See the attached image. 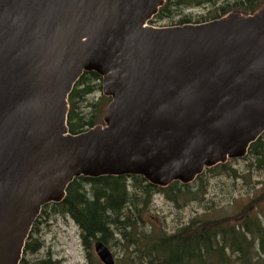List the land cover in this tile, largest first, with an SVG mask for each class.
<instances>
[{
	"label": "water",
	"instance_id": "95a60500",
	"mask_svg": "<svg viewBox=\"0 0 264 264\" xmlns=\"http://www.w3.org/2000/svg\"><path fill=\"white\" fill-rule=\"evenodd\" d=\"M166 0H0V264H19L41 208L76 178L189 184L264 132V3L201 23L148 24ZM102 123L67 127L83 73ZM101 264L115 255L93 243Z\"/></svg>",
	"mask_w": 264,
	"mask_h": 264
},
{
	"label": "trees",
	"instance_id": "16d2710c",
	"mask_svg": "<svg viewBox=\"0 0 264 264\" xmlns=\"http://www.w3.org/2000/svg\"><path fill=\"white\" fill-rule=\"evenodd\" d=\"M263 3L264 0H166L148 24L176 17L179 18L176 25L201 23L232 11L246 15ZM197 7L206 8V13L195 20L190 14L181 12ZM100 82L97 74L85 72L74 84L67 99V127L71 134L101 123L109 99L100 95L95 101L89 100L91 94L100 91ZM246 158L248 168L264 169V132L250 144ZM234 160L205 169L189 184L173 182L164 188L152 186L139 176L79 177L68 185L61 202L44 205L37 218L42 215L68 216L79 229L88 264L97 262L90 252L97 240L109 249L120 246L121 256L114 264H230L234 260L231 261L228 252L236 261L256 264L257 261L250 258V251L256 247L257 260L264 256V213L248 214L249 209H246L230 223L226 217L193 218L171 234L156 227L147 217L154 194H162L179 207L191 200H203L209 174H231L238 178L236 170L230 166ZM36 222L37 219L22 255L33 254L42 246L34 237L38 232ZM19 264L30 263L22 257ZM31 264H61V261L47 256Z\"/></svg>",
	"mask_w": 264,
	"mask_h": 264
},
{
	"label": "rangeland",
	"instance_id": "374dc122",
	"mask_svg": "<svg viewBox=\"0 0 264 264\" xmlns=\"http://www.w3.org/2000/svg\"><path fill=\"white\" fill-rule=\"evenodd\" d=\"M181 12L190 14L195 20L197 17L205 15L206 8H189ZM178 19V17L166 19L149 25L155 27L176 25ZM100 95H102L101 89L99 92L91 94L89 100L95 101ZM82 106L84 107V105ZM230 166L236 170L238 178L231 174H209L205 181L203 200H191L176 207L162 194H154L147 217L156 227H161L165 233L171 234L193 218L218 219L226 217L229 218L230 223L236 221L233 220V217L241 215L246 209H249L248 214L249 212L251 214L256 212L263 214L264 169L259 171L248 168L246 155L241 159H235ZM34 237L38 238L42 246L33 254L22 255L30 264L36 259L47 256L53 260L61 261V264H88L87 251L82 246L79 229L68 216L51 215L47 217L40 225V231ZM255 244L256 240L254 241ZM119 247L118 245L110 247L115 259H119L121 256ZM256 251V247L250 251V258L252 261H257L256 264H264V256H259V260H257ZM90 252L97 259L93 246ZM228 253L231 256V261L234 260L230 264H247L239 262V260L236 261L234 255H231V252ZM93 264L101 263L97 259V262H93Z\"/></svg>",
	"mask_w": 264,
	"mask_h": 264
},
{
	"label": "flooded vegetation",
	"instance_id": "af4514ba",
	"mask_svg": "<svg viewBox=\"0 0 264 264\" xmlns=\"http://www.w3.org/2000/svg\"><path fill=\"white\" fill-rule=\"evenodd\" d=\"M47 217L42 215L40 218H37V222L35 223V229L37 231H40V225L42 224V222H44V220L46 219Z\"/></svg>",
	"mask_w": 264,
	"mask_h": 264
}]
</instances>
